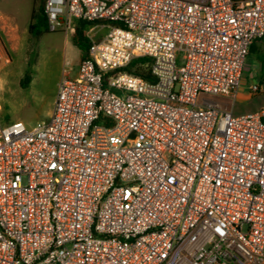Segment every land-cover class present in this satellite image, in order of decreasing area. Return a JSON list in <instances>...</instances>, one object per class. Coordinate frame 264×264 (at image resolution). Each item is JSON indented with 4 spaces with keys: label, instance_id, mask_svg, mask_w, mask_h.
<instances>
[{
    "label": "built area",
    "instance_id": "1",
    "mask_svg": "<svg viewBox=\"0 0 264 264\" xmlns=\"http://www.w3.org/2000/svg\"><path fill=\"white\" fill-rule=\"evenodd\" d=\"M43 6L88 54L49 120H0V264H264V107H230L264 0Z\"/></svg>",
    "mask_w": 264,
    "mask_h": 264
},
{
    "label": "rangeland",
    "instance_id": "2",
    "mask_svg": "<svg viewBox=\"0 0 264 264\" xmlns=\"http://www.w3.org/2000/svg\"><path fill=\"white\" fill-rule=\"evenodd\" d=\"M41 5L44 0H0V28L4 23L14 25L12 29L6 28L0 37V120L3 125L21 121L32 129L47 121L59 82L78 58V50L70 44L64 49L61 31L48 32L41 39L28 34L32 11ZM254 45L257 52L249 54L241 86L258 84L260 91L248 98L257 102L264 100V40ZM10 46H15V50H10ZM26 75L29 81L23 87ZM234 104L236 111L241 108L240 99L235 98Z\"/></svg>",
    "mask_w": 264,
    "mask_h": 264
},
{
    "label": "trees",
    "instance_id": "3",
    "mask_svg": "<svg viewBox=\"0 0 264 264\" xmlns=\"http://www.w3.org/2000/svg\"><path fill=\"white\" fill-rule=\"evenodd\" d=\"M44 6L41 5L37 9H33L31 15V21L29 23L28 31L29 34L34 38H39L40 36L48 33V23L47 18L44 14ZM87 22H80L76 32L72 36L73 45L81 52L82 59L87 57L88 54V40L84 36V30L88 26ZM257 52L255 45L251 46L250 54ZM150 59L148 58H139L130 63L123 71H126L132 75L144 78L146 80H151L149 65ZM29 81V76H25L22 81V86L26 87ZM262 83L264 85V76L262 78Z\"/></svg>",
    "mask_w": 264,
    "mask_h": 264
},
{
    "label": "crops",
    "instance_id": "4",
    "mask_svg": "<svg viewBox=\"0 0 264 264\" xmlns=\"http://www.w3.org/2000/svg\"><path fill=\"white\" fill-rule=\"evenodd\" d=\"M5 25H2V27L0 28V37H1V34L2 32L5 33L6 31V28H14L13 26L14 25H9L7 23H4ZM28 27H29V24H28ZM28 27H27V31H28ZM28 34H29V31H28ZM44 35L40 36L39 39H41ZM64 36V49H67L68 45L70 44V46L76 48L73 43H72V37H67L63 34ZM69 42V43H68ZM5 47L8 48V46L6 45V43H4ZM77 49V48H76ZM10 50L14 51L15 50V46H10ZM78 50V49H77ZM82 60V54L81 52L78 50V58L76 60L75 63L72 64L71 68L69 71H67L64 75L65 76H68V77H71V78H74L78 75V68H79V64ZM61 81V80H60ZM60 83V82H59ZM250 93H249V86L246 88L244 86H241L239 87L238 89V92L235 96V98H238L240 99V102H241V108H243V110L240 109H237L236 111V107H235V104L232 103V105L230 106L231 107V110L233 111L234 114L238 115V114H243V113H247V112H253V111H256L262 107H264V100L263 101H252V99H248L250 97ZM55 100H56V96H55ZM55 100H54V103H53V108H54V104H55ZM53 108L51 110V112H49V119L51 117V114H52V111H53ZM235 110V112H234ZM48 119V120H49Z\"/></svg>",
    "mask_w": 264,
    "mask_h": 264
}]
</instances>
